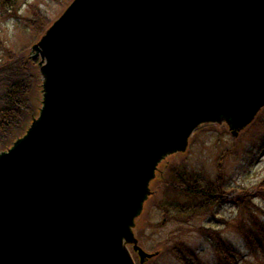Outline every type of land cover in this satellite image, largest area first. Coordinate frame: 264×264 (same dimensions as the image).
<instances>
[{
  "label": "water",
  "instance_id": "95a60500",
  "mask_svg": "<svg viewBox=\"0 0 264 264\" xmlns=\"http://www.w3.org/2000/svg\"><path fill=\"white\" fill-rule=\"evenodd\" d=\"M30 57L41 108L0 153V264H146L159 166L264 110V0H74Z\"/></svg>",
  "mask_w": 264,
  "mask_h": 264
},
{
  "label": "rangeland",
  "instance_id": "374dc122",
  "mask_svg": "<svg viewBox=\"0 0 264 264\" xmlns=\"http://www.w3.org/2000/svg\"><path fill=\"white\" fill-rule=\"evenodd\" d=\"M55 1L19 0L18 12L0 16V63L5 60L7 51L25 56V49L32 47L39 38H36V28L28 32L25 30L26 19L33 15L32 19H35L36 15L42 14L54 22L73 0ZM15 14H19L21 19ZM13 138L12 142L11 138L7 141V146L0 147V151L13 146L19 139ZM173 170L205 177L208 182L216 181L222 172L224 191L228 195L226 204L207 209L197 217L189 213L179 215L169 202L181 189L180 184L169 176ZM159 171L162 180L152 185L157 196L147 203L136 231L140 245L147 253L161 252L157 264H181L167 249L174 248L176 244L197 251L205 264H217L219 259L214 249L199 233L203 227L220 232L227 243L247 257L248 250L237 228L247 224L248 219L238 207L237 199L245 196L250 203L261 208V211L255 210L264 221V112L237 138L225 125L210 124L199 128L191 138L187 152L167 158ZM250 261L255 263L256 259L250 258Z\"/></svg>",
  "mask_w": 264,
  "mask_h": 264
},
{
  "label": "trees",
  "instance_id": "16d2710c",
  "mask_svg": "<svg viewBox=\"0 0 264 264\" xmlns=\"http://www.w3.org/2000/svg\"><path fill=\"white\" fill-rule=\"evenodd\" d=\"M18 1L0 0V16L4 17L10 15L11 12H18ZM55 2L60 3V0ZM17 15L21 19L19 14H15ZM33 16L26 19L24 28L27 32L36 28V38H38L51 24V20L44 18L42 14L36 15L35 19H32ZM5 56V60L0 63V147L2 148L7 146L10 138L12 142L15 139L12 137H19L24 133L31 119L37 114L39 102L37 62L25 56L21 57L13 51H7ZM169 176L181 186L174 198L172 197L173 200L169 201L172 203V209L181 216L189 213L197 217L207 209L226 204L228 195L224 191L222 172L214 182H208L205 177L192 175V173L180 174L177 170L171 171ZM237 205L248 219L247 224L237 228L248 250L247 257L227 243L220 232L203 227L199 233L214 249L219 259L217 264H264V221L257 216L261 208L250 203L245 196L238 197ZM167 249L171 250L181 264H205L197 251L184 245L176 244L174 248ZM250 258H255L256 262H251ZM150 264H157V262L153 261Z\"/></svg>",
  "mask_w": 264,
  "mask_h": 264
}]
</instances>
